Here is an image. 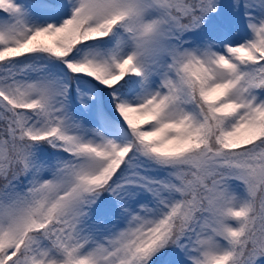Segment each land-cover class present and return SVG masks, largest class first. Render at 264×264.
Instances as JSON below:
<instances>
[{
  "label": "snow or ice",
  "instance_id": "obj_1",
  "mask_svg": "<svg viewBox=\"0 0 264 264\" xmlns=\"http://www.w3.org/2000/svg\"><path fill=\"white\" fill-rule=\"evenodd\" d=\"M0 264H264V0H0Z\"/></svg>",
  "mask_w": 264,
  "mask_h": 264
}]
</instances>
